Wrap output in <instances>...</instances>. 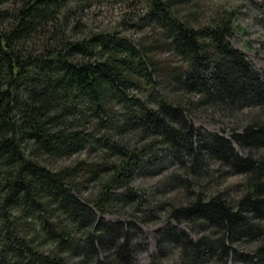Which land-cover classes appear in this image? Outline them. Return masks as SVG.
I'll return each instance as SVG.
<instances>
[{"label":"trees","instance_id":"16d2710c","mask_svg":"<svg viewBox=\"0 0 264 264\" xmlns=\"http://www.w3.org/2000/svg\"><path fill=\"white\" fill-rule=\"evenodd\" d=\"M98 1L0 0V264H139V222L162 211L201 233L159 228L153 264H264V82L229 41L237 7L204 19V0H138L94 30ZM207 105L260 112L229 138L195 128ZM158 156L185 201L134 184ZM129 205L135 220L104 218Z\"/></svg>","mask_w":264,"mask_h":264},{"label":"rangeland","instance_id":"374dc122","mask_svg":"<svg viewBox=\"0 0 264 264\" xmlns=\"http://www.w3.org/2000/svg\"><path fill=\"white\" fill-rule=\"evenodd\" d=\"M202 4L201 13L204 19L207 18L214 8L221 6L237 7L239 11L238 18L235 21V29L229 37V41L236 49L245 53L251 68L260 75L261 80L264 82V0H204ZM143 7L144 4L138 0H99L89 9L85 10L82 20L94 30H111L117 27L116 25L119 19L125 12L140 13L143 11ZM149 32L148 29H131L126 31L135 40L140 39L143 35L149 34ZM166 55L157 53V56L160 58H164ZM253 110L260 112L259 108L254 107L228 113L217 106L207 105L195 110L190 119L195 123L196 129L209 130L210 132L232 138L235 130L241 131L242 127L247 124L249 113ZM234 144L239 152L243 154L247 153V148L241 147L236 143ZM73 157L75 156L72 155L71 159ZM161 159H163L161 156L156 157L154 165L149 166V171L138 174L135 177L134 184L138 188H144L148 192H152L154 201H161L162 199L168 198H172L174 201H185L186 198L181 195L182 192L180 190H172L168 193L163 192L160 181L176 168L177 162L172 159ZM68 161L69 159L63 160L65 163H68ZM241 180L242 176H235L229 178L228 181L223 180L222 186L224 185L226 187L227 184ZM94 188V185L91 184L81 190L79 193L81 199L83 201L87 200ZM233 193H235V190H233ZM104 218L109 221L118 219L127 221L135 220L136 215L133 206L129 205L115 208V210L106 214ZM170 224H175L180 228L189 230L187 222H176L170 217L167 211H162L157 221L147 223L139 222L143 230V239L135 249V256L139 264H153L152 257L157 252L158 229ZM189 231L192 232V229ZM199 233L201 231L192 232L194 236H198ZM256 244V242L251 240H243L238 244V248L243 251H251L255 248Z\"/></svg>","mask_w":264,"mask_h":264}]
</instances>
